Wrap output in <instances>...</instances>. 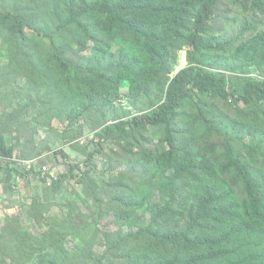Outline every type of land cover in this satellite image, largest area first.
<instances>
[{"label": "trees", "instance_id": "trees-1", "mask_svg": "<svg viewBox=\"0 0 264 264\" xmlns=\"http://www.w3.org/2000/svg\"><path fill=\"white\" fill-rule=\"evenodd\" d=\"M243 2L247 11L264 15V0ZM220 3L0 0V143L7 159L0 161V184L7 195H15L21 179L34 178L37 190L44 191L23 209L29 223L41 227L39 232L25 223L23 213L5 216L0 264H264V166L254 159L262 150L259 140L264 141V31L248 22L236 40H222L212 24ZM236 43V59L246 56L263 71L262 79L247 76L237 81L218 71L223 65L218 66L216 55ZM183 48L188 49L189 63L177 72ZM122 86L130 88L131 107L142 112L113 107L121 99ZM141 98L152 103H141ZM216 100L224 103H212ZM188 101L195 103L197 118L212 132L200 146H194L200 139L188 137V127L180 122ZM209 104L224 115L223 121L205 120ZM224 107L251 115L250 123L234 119L229 135ZM56 120L66 126L59 136L63 143L82 136L76 131L82 120L94 127L100 120L91 159L105 154L106 142L122 143L134 151L145 175H160L162 201L150 203L158 192L149 190L150 177L135 189L123 181L125 173L97 181L83 171L79 178L81 169L73 164L68 176L39 167L29 171L22 160L42 156L45 146L58 148L51 137L42 138L45 132H58ZM151 128L166 130L161 144H151L146 136ZM215 134L223 135L225 143L216 142ZM245 136L248 157L237 149ZM74 150L83 152L85 147L78 143ZM108 172L104 174L113 175ZM195 175L205 180L232 176L242 184L245 197L240 201V194L207 186L189 211L188 222L166 226V216L183 209L176 204L181 183ZM70 180L91 186L92 192L68 203L57 200L61 211L51 213V196L55 201ZM143 193L147 195L140 202ZM115 203L121 205L117 211ZM139 208L151 209L148 225L142 224ZM105 212L120 217L119 230L101 227L100 221L109 216Z\"/></svg>", "mask_w": 264, "mask_h": 264}, {"label": "rangeland", "instance_id": "rangeland-1", "mask_svg": "<svg viewBox=\"0 0 264 264\" xmlns=\"http://www.w3.org/2000/svg\"><path fill=\"white\" fill-rule=\"evenodd\" d=\"M260 21L261 23H254ZM253 23L254 26L257 27L258 31H264V15H261L260 13H257L254 15V13H251L246 10L245 4L243 0H221V3L219 5V11L217 15V19L214 21L213 27L216 31V34L223 40L226 39L228 41L236 40L239 35L241 34L242 29L246 26L247 23ZM249 27V25H248ZM251 33V32H249ZM238 44L231 45L228 48V51L225 52H219L218 55H216V58H218V66H222L223 68L218 71L226 72L229 77H234L238 81V77H258L262 79L263 77V71L259 70L254 64L247 62V57L243 56L240 60L236 59V49L238 48ZM211 57L207 56L208 62L212 61L211 58L213 55H210ZM184 58V59H183ZM189 60H188V49L183 48L178 52V66H177V72L183 70L188 66ZM176 72V73H177ZM174 76V74L172 75ZM130 88L128 86H122L121 88V99H119L116 103L113 104V107H116V109H123L124 111H131L132 114H135L137 112H142L140 108L131 107L130 104V98H129ZM147 101V103H152L150 100H146L145 98H141V103H144ZM211 103V102H210ZM212 103H224L221 100H216ZM244 103H241V108H245ZM145 107V106H144ZM195 103L192 101H188L186 103V106L184 107V110L182 112V115H184L183 119H180V122L182 125H184L187 128V134L188 137L191 139L199 138L200 140L198 142H194V146H200L203 142L207 141L209 139V135L212 136V132L208 131L209 126L206 121H202L198 119V112L195 108ZM204 115L203 117L205 120H212L213 122H220L223 121L224 115H222L221 112H219L218 109H214L212 104H209V109L207 106L205 107ZM145 109V108H144ZM239 109V106H238ZM236 109L231 108H223V110L228 113V118L225 119L226 124L230 123L229 126H225L226 133L229 130H234V126L232 124V121L234 119H238V123L241 122L243 119V122L250 123V116L245 115L243 112ZM155 110V109H154ZM105 112L109 115V111ZM111 114V113H110ZM98 116L102 117L101 113L97 114ZM112 115V114H111ZM101 119V118H100ZM82 120L78 123V127L76 128V131L81 130L82 136L78 137L77 140L71 141L68 140L67 142L63 143L59 140V136H62L64 131L66 130L65 124L55 121V126L58 129V132L51 133V132H45L42 135V138L44 137H51L53 140V144H57L58 148H52L50 146H45L46 151L42 154V156L34 157L32 159H38L40 162H43L44 164H48L51 170L54 172L56 170V174L59 173V175H69V168L70 165H77L80 167L81 170H78L76 175L82 177L83 171L91 172V176L95 178L97 181H100L104 177L110 179L111 177H120L121 174L125 173L124 182L126 185L133 186L135 189L139 188L142 181H144L147 177L151 178V184L149 190H155L159 187L161 181H158L157 178H160V175H145L146 170L145 169H139V165L136 163L137 157L134 155V151L130 152L129 150L122 147V143L116 142L115 143H108L106 142L103 146L104 148V155L98 154L95 156V158L91 159V154L96 150L95 142V134L96 132L100 131V120H97V125L89 126L87 125L86 121ZM96 122V120H95ZM93 130H92V129ZM166 133V130L161 131H153V128H151L150 133H146V136L149 137V140L151 144H161V139L164 138V135ZM79 134V133H78ZM58 135V136H57ZM230 135V133H229ZM17 134L13 136L14 143H16ZM94 137V138H93ZM96 139V140H95ZM214 139L218 143H225V137L221 134H215ZM211 142V141H210ZM80 143L82 147H85V150L83 152H79L74 150L75 146ZM262 150L254 154V159L256 163L261 167L264 166V141L261 142V139L258 142ZM236 147V142L234 143ZM249 145V138L247 136L241 137L240 140L237 142V149L242 150L245 156H249L250 149L248 148ZM44 147V148H45ZM50 148L49 150H47ZM238 150V151H239ZM115 151V153H113ZM138 151V150H136ZM66 153L68 156L67 163L65 162L66 156L63 153ZM59 155V156H58ZM54 158V159H53ZM23 161V160H22ZM111 162H113L115 165L112 167ZM133 163H135V166H133ZM135 167V168H134ZM112 170V172H108L107 170ZM94 171V172H93ZM99 171V172H98ZM93 172V173H92ZM104 172H108L113 175H107L104 174ZM58 176V175H56ZM207 179L204 175H195L189 177L185 182L181 183V189L177 193V207L183 208L180 212L181 213H169L166 216V219L164 220V224L168 227H175L179 225L180 223H186L189 221L188 214L191 208L197 203L198 198L200 197L202 191L207 186L213 185L218 187L223 193L224 192H235L237 194H240L237 196L238 200L244 199L243 189L241 183H236L235 180L232 178V176H221L217 178H213L215 180H205ZM77 180H70L65 183L64 190L61 192L59 196L55 197V201L53 200V196H51L52 201L49 202L50 206V212L51 213H58L61 211V208L57 204V200H60L61 203H68V200L75 197L85 196L87 195V191L92 192L91 186L87 187H81V185H77ZM19 188L17 189V192L15 195H7L5 192L4 185L0 184V229L4 226V218L8 214H19L23 213L24 205L28 201L32 200L34 196H36L38 193H41L43 189L37 190V180L34 178H26L21 179L19 182ZM96 188V187H95ZM100 190V188L98 189ZM157 193L150 196V203L152 201V204H157L160 200L162 201L163 194L159 189H157ZM147 193H143L139 197V201L142 202ZM162 198H160L161 196ZM153 199V200H152ZM7 202V204H6ZM91 204H93V201H91ZM85 207V206H84ZM114 207L116 208V211L121 208V205L118 203L114 204ZM98 209V208H97ZM87 212H91V209H87ZM138 212L140 215H143L144 218L141 220L142 224L148 225L152 219L153 214L151 213V209L146 208H139ZM106 213V212H105ZM106 215H109L105 219H102L100 222H102L101 227L104 230H119L122 225V221L120 217L116 214L112 213H106ZM24 221L27 225H30L34 230L39 232L41 230V227L37 224L36 221H33L32 224L29 223V218L23 213ZM100 251L104 249L103 245L99 246Z\"/></svg>", "mask_w": 264, "mask_h": 264}, {"label": "built area", "instance_id": "built-area-1", "mask_svg": "<svg viewBox=\"0 0 264 264\" xmlns=\"http://www.w3.org/2000/svg\"><path fill=\"white\" fill-rule=\"evenodd\" d=\"M1 151H2V144L0 143V161H6L7 159H5L1 155ZM22 162H23V164H25L27 166V169L29 171H31L33 168L39 166L40 170L44 171L45 173H51V168L49 167V165L48 164H44L43 162H40L38 159H33V160H30V161H22ZM54 178L57 179V176L54 175Z\"/></svg>", "mask_w": 264, "mask_h": 264}, {"label": "clouds", "instance_id": "clouds-1", "mask_svg": "<svg viewBox=\"0 0 264 264\" xmlns=\"http://www.w3.org/2000/svg\"><path fill=\"white\" fill-rule=\"evenodd\" d=\"M39 167V166H38ZM51 173H52V170H51ZM56 175V174H55Z\"/></svg>", "mask_w": 264, "mask_h": 264}, {"label": "bare ground", "instance_id": "bare-ground-1", "mask_svg": "<svg viewBox=\"0 0 264 264\" xmlns=\"http://www.w3.org/2000/svg\"><path fill=\"white\" fill-rule=\"evenodd\" d=\"M184 59V58H183Z\"/></svg>", "mask_w": 264, "mask_h": 264}]
</instances>
